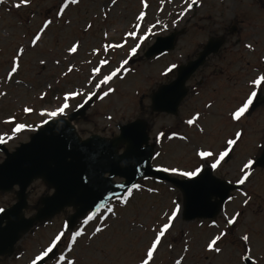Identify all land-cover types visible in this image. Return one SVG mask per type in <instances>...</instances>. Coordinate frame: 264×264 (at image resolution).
Segmentation results:
<instances>
[{
    "label": "rangeland",
    "instance_id": "1",
    "mask_svg": "<svg viewBox=\"0 0 264 264\" xmlns=\"http://www.w3.org/2000/svg\"><path fill=\"white\" fill-rule=\"evenodd\" d=\"M18 3L20 0H4L0 4V92L5 93L0 96V136L9 152L27 143L45 121L73 114L86 103L84 116L74 120L83 139L93 135L112 139L119 135V127L137 119L147 121L149 145H154L155 151L153 167L192 170L205 163L196 156L197 151L218 155L237 132L241 136L229 152L230 158L226 157L213 175L238 183L244 175L243 165L252 160L253 166L215 219L185 221L181 191L167 182L144 179L137 182L139 191L133 189L131 196L127 191L119 196L126 198L124 204L115 198L108 203L116 216L104 212L106 219L97 218L87 225L83 223L86 217L80 218L68 228V219L74 212L65 209L23 236L14 254L0 257V264H30L60 231L65 235L54 249L57 257L63 252L66 259H74L76 264H141L155 232L168 223L173 201L180 204L181 213L171 221L149 264H246L241 259L246 254L241 240L244 235L249 236L251 260L264 264V167L254 168L264 152V103L255 108L250 105L239 120L232 119V113L253 90L252 79L264 75V0H198L191 10H187L185 0H144L147 8L141 0H116L115 4L112 0H78L60 15L57 13L64 0H27V6L14 7ZM141 12L145 14L142 21L137 19ZM181 12L185 14L179 15ZM46 20L52 23L40 33ZM137 24L139 28H135ZM148 28L155 35L148 34ZM132 31L147 38L142 42L133 40L127 35ZM172 32L179 33L175 49L147 59L145 54L157 38ZM37 33L40 39L32 46ZM211 36H224L225 45L217 55L209 56L194 80L188 82L191 91L178 116L152 113V92L175 79L174 73L163 75L168 66H181L195 59ZM238 40L240 45L236 44ZM110 43H123L124 47L105 52L104 47ZM137 43L140 49L131 55ZM73 45L77 49L74 53L69 51ZM246 45H251V49ZM21 48L23 54L17 57ZM14 59H18L19 68L9 77ZM125 59L127 71L107 85L93 86ZM103 60L109 63L102 65ZM94 68H100V73L93 75ZM108 88L114 91L103 96ZM73 92L83 95L65 99ZM262 94L264 85L256 97ZM64 104L69 105L65 114L42 115ZM25 108L31 111L25 112ZM193 117L197 118L190 126L186 121ZM16 123L24 124L25 129L13 133ZM200 128L204 131L200 132ZM181 136L185 139L181 140ZM4 159V152L0 151V164ZM14 190L0 192V209L15 203ZM51 194L41 180L34 181L28 189L26 216H32L38 201ZM234 216L235 223L227 226L226 217ZM96 227H103L104 231L93 235ZM78 229H83L84 236L78 237L68 252L67 240ZM221 232L225 236L214 245L221 252L208 251L210 240Z\"/></svg>",
    "mask_w": 264,
    "mask_h": 264
},
{
    "label": "water",
    "instance_id": "2",
    "mask_svg": "<svg viewBox=\"0 0 264 264\" xmlns=\"http://www.w3.org/2000/svg\"><path fill=\"white\" fill-rule=\"evenodd\" d=\"M178 35L172 33L157 38L145 57L152 58L173 50ZM224 43V37H211L195 60L178 67L176 78L152 93L151 112L177 116L179 106L188 94L187 81L210 55L218 53ZM262 103L264 95L256 99L252 107ZM86 109L85 103L66 118L46 121L28 143L21 144L12 153L0 144V150L6 155L0 164V191L10 192L18 187L16 203L0 212V257L11 256L23 235L65 208L75 211L68 220V227L72 228L78 219L95 210L96 204L109 203L114 193L122 195L141 179L155 178L179 189L183 194L182 217L185 221L215 219L230 193L239 188L240 184H230L212 173L217 183L209 191L196 187L186 190L179 186L183 180L156 171L151 164L154 145H149V125L142 119L119 127V135L112 139L94 135L82 139L73 122L77 116L83 117ZM134 144L139 145L138 149ZM254 167H264V152ZM114 178L123 181L116 183ZM36 180H42L53 193L41 198L36 213L26 217L27 189ZM245 263L251 264V260H245Z\"/></svg>",
    "mask_w": 264,
    "mask_h": 264
},
{
    "label": "snow or ice",
    "instance_id": "3",
    "mask_svg": "<svg viewBox=\"0 0 264 264\" xmlns=\"http://www.w3.org/2000/svg\"><path fill=\"white\" fill-rule=\"evenodd\" d=\"M116 0H112V3L115 4ZM187 4V10H191L193 5L198 4V0H185ZM4 0H0V4H3ZM78 3V0H64V3L61 5L59 12L57 15H60L64 12V9L67 8L69 5H76ZM141 3L143 4L144 8H147L148 5L144 3V0H141ZM27 6V0H20V3L15 4L14 7L20 8L21 6ZM185 13L181 12L179 15L183 16ZM144 12H141L139 16L137 17L138 20H143L144 19ZM52 21L46 20L43 23V26L40 29V33H43V31L48 28L49 24H51ZM90 27V26H89ZM140 25L137 24L135 25V28H139ZM148 34L150 35H155L154 32H152L151 28H148L146 30ZM40 33H37L32 41L31 44L32 46L36 45V42L40 39ZM130 36L133 40H138L142 42L145 40L147 37L144 35L137 36L135 31H132L127 34ZM124 47L123 43H110L107 44L104 47V51L107 52L109 49H118ZM249 49H251V45H246ZM140 49V43H137L132 49H131V55H136L137 51ZM76 46L73 45V47L69 50L70 52L74 53L76 52ZM23 54V49H19L17 52V57ZM93 54H95V50H93ZM109 61L103 60L101 61L102 65H107ZM128 63V60L125 59L121 62L120 66L112 69L109 74L103 75L102 79L99 80L98 83L94 84L93 86L96 88H100L101 85H107L110 81L113 80V78L118 77V74H120L122 71H127L126 68H124V65ZM177 64L172 63L168 66V68L165 70L163 75L167 76L169 73H172L175 69H177ZM19 68V61L18 59H14L12 66H11V71L8 73V76L11 77L12 74L16 73ZM72 69L69 68L68 71L70 72ZM93 75H96L100 73V68H94L92 70ZM264 85V75H259L255 78L252 79L251 81V86H252V91L248 95L247 99L242 103V106L238 107L233 113H232V119L233 120H239L244 114L248 111L249 106L253 104V99L257 95V90L261 88V86ZM114 89L108 88L107 91L103 93V96H108L109 93L113 92ZM5 95V93L0 92V96ZM77 95H83L82 93H69L68 95L65 96V99H68L69 96L72 98H75ZM103 98V97H101ZM69 105L64 104L62 107H59L55 111L51 112H46L42 113V115H46L48 117H56L58 115H63L65 114L66 110L68 109ZM208 107H211L209 105ZM25 112H30L31 109L25 108ZM197 117H193V119H189L186 121L188 125H192L194 123V120ZM25 125L21 123H16L14 127L12 128L13 133H18L21 130L25 129ZM200 132H203L204 129L200 128ZM160 135H163L161 133ZM241 133L237 132L235 134V138L229 139L226 144L225 150L219 152L218 155H214L212 151H197L196 156L201 160L204 161V164H201L199 166H196L192 170H180L177 168H167V167H162V168H157L156 171L161 172V173H169L172 176L179 177L181 178L184 183H181L179 186L187 189H191L193 187H196L200 189L201 191L207 192L209 191L212 186L216 185V181L213 179L212 173H214L217 168L220 166L221 162L225 160L226 157L229 156V152L232 150V147L237 144V141L240 139ZM181 140L185 139V137H179ZM8 139H13V136H8ZM159 140V137H157ZM171 139V137H169ZM4 137L0 136V143H4ZM134 147L138 149L139 145L134 144ZM261 147H264V145H261ZM131 151V148H130ZM159 155V153H157ZM206 165V167H205ZM253 166V161L248 160L247 163L243 165V168L241 171L244 173L242 178L238 181V183L243 184L245 180L248 178L250 171ZM167 178V177H165ZM173 183H176V181H173ZM84 187V186H82ZM135 189L137 191L140 190V185L133 184L132 188L126 189L127 193L129 196L132 194V190ZM87 188L85 187V191ZM149 192L153 191V189H148ZM119 201V203L124 204L126 198H120L118 194L114 193L113 197ZM250 199V198H249ZM173 208L171 209V215L168 216V223H164L162 226H160L159 231L155 232V238L150 242V245L146 249V255L145 258L141 260V264H149V261L152 260L154 252L157 250V246L161 243V238L165 236V233L168 231V229L171 227V221L176 218L178 214L181 213V206L179 203L176 201H173ZM245 204L248 203V200H245ZM0 212H3V209H0ZM104 212L109 213L111 216H116V212L113 210V207L110 206L108 203L101 202L99 204H96L95 210H90L88 214L86 215V218L84 219L83 223L87 225L90 221H93L94 219L99 218L101 221L106 219V217L103 215ZM237 216L239 213L236 214ZM236 217L234 216L233 218H227L226 217V225L231 226L235 223ZM213 227H218L217 225L213 224ZM104 231L103 227H96L95 232L93 235L102 233ZM155 231V229H153ZM65 235L64 231H60L57 234H55L54 238L50 241L47 247H45L42 251H40L38 254L34 256V258L31 259L30 264H40V262H44V264H48V261H54L55 264H76V261L74 259H66L65 254L62 252L58 257L56 255V251L54 249L58 248V245L61 242V238ZM84 236V231L83 229H78L74 230L71 232L70 237L67 240V251L71 252L73 250V246L77 243V238ZM225 236L224 232H221L220 235H217L213 237L210 242L207 245V250L215 252L219 254L221 252L220 247H214V245L217 244V241H220L221 238ZM241 240L243 241L245 247V255L241 257V259L244 260H251V248L247 247L249 243V236L244 235L241 237ZM187 251V249H185ZM176 264H180L179 261L176 262ZM251 264H256L254 260H251Z\"/></svg>",
    "mask_w": 264,
    "mask_h": 264
},
{
    "label": "flooded vegetation",
    "instance_id": "4",
    "mask_svg": "<svg viewBox=\"0 0 264 264\" xmlns=\"http://www.w3.org/2000/svg\"><path fill=\"white\" fill-rule=\"evenodd\" d=\"M235 31H236V29L234 28V29H232L231 32L234 33ZM211 37H213V36H211ZM211 37H209V39H210ZM209 39H208V41H209ZM208 41H207V42H208ZM207 42H206V43H207ZM206 43H205V44H206ZM205 44H204V45H205ZM236 44H237V45H238V44L240 45V40H238V42H237ZM203 48H204V46H203ZM203 48H202V50H203ZM198 52H200V51H198ZM198 52L195 54V57L197 56ZM218 53H219V52H218ZM218 53H217V54H218ZM217 54H216V55H217ZM174 74H175V78H176V72H175ZM195 74H196V73H195ZM195 74L192 76L191 79L194 80V76H195ZM191 79H190V80H191ZM190 80H189V81H190ZM200 83H201V81H200ZM204 84H205V83H204ZM201 85H203V83H201ZM188 88H189V91H188V95H189V93H190V91H191V88L189 87V85H188Z\"/></svg>",
    "mask_w": 264,
    "mask_h": 264
},
{
    "label": "bare ground",
    "instance_id": "5",
    "mask_svg": "<svg viewBox=\"0 0 264 264\" xmlns=\"http://www.w3.org/2000/svg\"><path fill=\"white\" fill-rule=\"evenodd\" d=\"M175 22H179V21L177 20V21H175Z\"/></svg>",
    "mask_w": 264,
    "mask_h": 264
}]
</instances>
